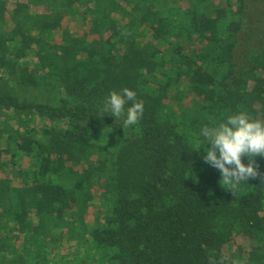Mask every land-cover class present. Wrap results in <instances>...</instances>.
I'll return each mask as SVG.
<instances>
[{
    "label": "trees",
    "instance_id": "16d2710c",
    "mask_svg": "<svg viewBox=\"0 0 264 264\" xmlns=\"http://www.w3.org/2000/svg\"><path fill=\"white\" fill-rule=\"evenodd\" d=\"M12 1L0 0V76L16 77L21 92L0 85V110L55 126L43 144L21 137L19 149H39L38 178L20 188L0 180V220L27 233L40 264L51 263L49 233L73 242L93 187L111 202L106 225L90 231L93 264H217L222 255L231 264L239 237L263 245L236 264H264V181L233 195L204 163L210 145L199 135L240 111L264 120V0H184L169 16L176 0ZM76 14L86 31L63 26ZM32 55L33 69L18 63ZM45 87L58 100H44ZM125 87L144 102L127 128L101 112ZM255 159L264 173V157ZM49 175L60 182L40 181Z\"/></svg>",
    "mask_w": 264,
    "mask_h": 264
},
{
    "label": "rangeland",
    "instance_id": "374dc122",
    "mask_svg": "<svg viewBox=\"0 0 264 264\" xmlns=\"http://www.w3.org/2000/svg\"><path fill=\"white\" fill-rule=\"evenodd\" d=\"M12 1V0H11ZM22 1L13 0L12 2ZM159 0V4L167 0ZM171 1L170 6L165 8L166 15H171L172 9L176 6L179 9L186 10V3L184 0ZM89 23L82 20L80 15H68L65 19L64 27L73 29V32H84L88 29ZM20 65H29L31 69L34 68L36 60L34 56H28L19 60ZM5 78L4 76H0ZM0 85L5 89L15 91L18 90L12 79H2ZM49 87H45L43 92V99L58 100L59 94L50 92ZM21 92V91H20ZM26 95L30 98L34 97L33 90L26 91ZM25 94V93H24ZM37 94V93H36ZM40 94V92H38ZM53 127L55 123L46 119H41L36 116H22L17 119V116L7 110H0V149L2 154V170L0 169V180L6 182V185L13 188H20L25 185H31L37 177V167L41 160L39 149L35 144L32 145L31 153H26L18 148L22 144L21 137L29 136L37 143H44L42 131L45 127ZM42 182L59 183L60 179L56 176H46L40 178ZM101 191L97 188H92L93 198L87 203L81 205L82 215L85 222H78L75 225L74 232L70 235L73 242L62 241L60 233H49L45 236L46 241L50 243L49 260L55 264L68 262V264H93L97 262L95 257L94 245L91 238L92 229L106 225V214L109 212L111 202L105 197L101 196ZM69 220V219H68ZM35 222V221H33ZM5 220H0V264H40L36 259V254L27 244V233L21 231H9L10 226L6 227ZM2 227V228H1ZM11 228H16L11 225ZM68 231V230H67ZM66 231V232H67ZM91 231V232H90ZM60 238V239H59ZM44 240V239H43ZM49 240V241H48ZM63 242V243H62ZM62 243L61 246H59ZM263 245L260 240L245 239L242 237L236 238L229 244V254L238 263H243L248 260L249 255L256 248ZM27 248V249H26ZM27 250V252H26ZM44 264V263H41Z\"/></svg>",
    "mask_w": 264,
    "mask_h": 264
},
{
    "label": "clouds",
    "instance_id": "9594fccd",
    "mask_svg": "<svg viewBox=\"0 0 264 264\" xmlns=\"http://www.w3.org/2000/svg\"><path fill=\"white\" fill-rule=\"evenodd\" d=\"M130 106L125 110V106ZM102 114H109L116 120L123 118V127L139 123L144 112L143 100H138L135 91L125 87L120 91L113 90L105 99ZM210 147H205L204 163L220 172V184L227 186L233 195L242 182L260 178L264 173L259 171L256 157H264V120L255 119L245 111L229 115L226 120L209 127L201 128L200 134ZM200 141L197 140V144ZM247 158V163L243 158ZM217 264H229L226 256H221ZM231 264H236L231 261Z\"/></svg>",
    "mask_w": 264,
    "mask_h": 264
}]
</instances>
